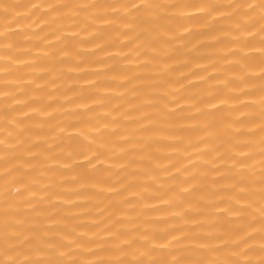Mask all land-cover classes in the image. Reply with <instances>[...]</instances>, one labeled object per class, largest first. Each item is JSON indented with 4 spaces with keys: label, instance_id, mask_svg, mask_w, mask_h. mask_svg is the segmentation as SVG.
<instances>
[{
    "label": "bare ground",
    "instance_id": "1",
    "mask_svg": "<svg viewBox=\"0 0 264 264\" xmlns=\"http://www.w3.org/2000/svg\"><path fill=\"white\" fill-rule=\"evenodd\" d=\"M0 264H264V0H0Z\"/></svg>",
    "mask_w": 264,
    "mask_h": 264
}]
</instances>
